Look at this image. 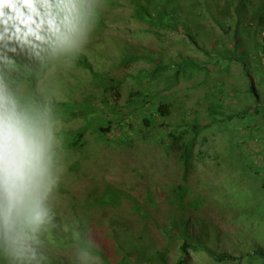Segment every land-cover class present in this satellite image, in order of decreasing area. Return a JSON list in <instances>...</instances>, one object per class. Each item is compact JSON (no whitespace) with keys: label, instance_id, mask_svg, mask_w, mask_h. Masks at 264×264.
Segmentation results:
<instances>
[{"label":"rangeland","instance_id":"rangeland-1","mask_svg":"<svg viewBox=\"0 0 264 264\" xmlns=\"http://www.w3.org/2000/svg\"><path fill=\"white\" fill-rule=\"evenodd\" d=\"M192 1L179 0L177 15L198 31L196 34L192 30L197 43L209 51L220 49L224 43L230 47L229 34L213 20L215 11L197 7ZM106 3L102 21L97 22L80 52L88 63L87 68L70 59L47 70L44 79L47 78L48 85L51 80L54 98L79 100L78 105L89 103L87 95L99 93L91 80V70L122 80L116 104L124 113L128 112L124 104L129 93L139 88L144 94L146 90L154 96L153 100L164 96L171 112L148 130L131 114L132 136L123 132V136L118 134L119 140L100 141L85 129L81 150L71 152L61 146L63 186L60 185L59 191L58 185L53 197L58 222L72 228L77 220H87L109 262L119 258L125 262L130 254L131 264L146 263L149 259L140 247L147 255L153 249L161 252L167 264L174 262L179 256L175 246L179 240L171 235V240L176 242L172 244L164 233L167 237L171 234L169 228L174 218L180 231L187 229L191 236H201L207 246L239 257L235 262L215 263L205 252L189 250L187 264H264L260 258L242 257L254 248L264 251V107H258V114L251 112L243 119L227 117L253 100L242 91L246 80L242 78L240 65L233 64L221 71L212 68L207 75L180 77L168 89L159 77L138 84L132 76L139 77L142 70L151 71L158 63L178 61L181 57L200 61L208 58L190 42L181 24L176 29L160 28L156 34L145 22L134 18L135 6L131 0H106ZM223 24L230 22L224 20ZM130 56L134 59L121 63ZM44 79L39 85H45ZM220 83L228 87L227 92L216 89L211 96L208 91ZM257 89L264 94L263 88L257 86ZM214 101L222 105V110L218 109L221 114L210 122L207 106ZM194 119L201 125L208 120L210 123L191 139L186 158L179 157V150L165 137L164 128L182 121L184 125L190 124ZM84 124L82 116H74L58 119L57 126L58 130H74ZM186 136L187 141L192 137ZM74 162L78 166L73 168ZM106 184L123 193L119 204L102 194L99 200L82 205L85 200L92 201L90 196L103 190ZM180 194L183 202L177 200ZM84 206L89 208L77 215ZM175 232L179 233L177 228ZM58 233L65 239L71 235ZM60 247L51 251L70 258L71 246Z\"/></svg>","mask_w":264,"mask_h":264},{"label":"clouds","instance_id":"clouds-1","mask_svg":"<svg viewBox=\"0 0 264 264\" xmlns=\"http://www.w3.org/2000/svg\"><path fill=\"white\" fill-rule=\"evenodd\" d=\"M106 0H0V261L52 264L50 237L70 232L67 264H103L88 221L58 223L53 203L63 168L49 67L74 59L95 30Z\"/></svg>","mask_w":264,"mask_h":264},{"label":"trees","instance_id":"trees-1","mask_svg":"<svg viewBox=\"0 0 264 264\" xmlns=\"http://www.w3.org/2000/svg\"><path fill=\"white\" fill-rule=\"evenodd\" d=\"M131 1L135 6L133 11L134 18L150 26V31L158 34V29L160 28L176 29L177 26L181 24L184 34L188 37L190 42L208 58L206 61H200L192 57H181L178 61L169 60L166 63H158L151 71L145 69L140 73L142 74L141 76H132L137 80L136 82L138 84H141L142 80L151 81L162 78L160 82L164 84L165 89H168L176 83L180 77L191 78L194 74L207 75L212 68L221 71L233 64H239L243 76L242 78L246 80V82L244 81V84H242V91H244L248 97L253 98V100H251V102H246L245 106L242 107L239 112L229 114L227 117L243 119L248 117L251 112H253L252 115L259 113L258 107H264V101H262L264 94L257 89V86L264 89V0H193L194 2L192 1L191 4H195L197 7L203 6V9L207 8L208 11L214 10L216 13L215 17H213V20L216 22L215 24H217L224 33L229 34L228 41L231 43L230 47L224 43L220 49H212L210 51L197 43L193 35L194 32L198 34V31L191 29V26L188 24L189 21H182L179 19L177 15V11L179 10L177 3L179 0H164L162 3H158L157 0ZM102 14L103 13L100 12L98 22L102 21ZM224 20L229 21L230 25H224ZM132 59H134L132 56L125 57L122 59L121 63H128ZM74 61L78 65L84 67L88 66L85 58L80 53L74 58ZM150 61H154V58H151ZM49 67L40 73L39 78H34L32 80L27 91L31 92L39 86L38 82L45 78ZM165 71H172V74H164ZM90 72L91 80L99 93H90L87 95V98L91 100L89 103L86 102L83 105H78L79 100H58L54 98V107L58 119L82 116L85 120L84 126H80L77 129L58 130L57 135L62 138V149L71 152L81 150L86 139L84 138L85 129H88L90 133L100 141L119 140L121 137H118V134L122 135L123 132L132 136L134 134V127L133 121L130 118L131 114H135V120L142 123L146 130H148V127L155 126L160 118L170 114V103L165 100L166 98L164 96H161L163 98L161 100H153L154 96L149 95L146 90L144 94V90L141 88L129 93L128 99L124 104V106H127L126 109L128 112L124 113V110L116 104V101L120 97L119 85L122 83V80L109 74L91 70ZM46 80L47 78L44 79V82ZM59 80L62 81L61 78ZM48 82H50L49 85L46 82L45 85L52 89L51 80L49 79ZM227 88L228 87L224 86L223 83H220L213 86L212 90L210 89L208 92L211 96H214L216 89L227 92ZM142 94L144 95L142 96ZM111 96L114 98L112 99ZM149 96L151 97L149 98ZM86 108H88V110ZM218 109L222 110V105H219L216 101L208 104L207 114L208 118H211L210 122L215 121V119L218 118L217 115L221 114L218 112ZM195 120L196 119L190 124L184 125L183 123L185 122L182 121L181 124L180 122L173 124L171 128H164L165 137L170 140L175 149L179 150V157L186 158L190 150L191 139L195 138L198 132L210 123L208 120L206 124L201 125ZM187 134L192 136L188 141L185 139ZM71 166L74 168L77 167L78 164L74 162ZM60 185L61 187L63 186L59 183V191L62 190ZM102 194L110 196V201L116 204H119L118 199L123 195L120 190H117L110 184H106L103 190L96 191V194L90 196L92 201L86 202L85 200L82 205H88L89 203L99 200ZM92 196H96L95 199H93ZM182 198L183 195L180 194L177 200L180 202ZM177 205L181 207L178 202ZM134 206L137 207L136 204ZM84 207L76 214H83L85 209L89 208V206ZM175 228L179 231L178 234H176ZM178 228L179 224L177 226V221L173 218L169 228L171 234L167 237L168 234L164 231L166 238L172 244L176 243L175 239L179 240V243L177 242V244H175V246H178L179 256L171 264H187V253L189 250L203 251L215 263L235 262L238 260L239 257L234 256L228 251H217L207 246L201 236L193 237L187 229L180 231ZM164 230H166V227ZM171 235L177 238L171 240ZM67 245H72L70 234L66 239L58 232H54L52 237H50V251L53 247L61 246L65 248ZM140 248L142 249V253L149 259L148 262H146L147 264L150 262L152 264H167L161 252L159 253L157 250L155 251L153 249L149 256L142 247ZM52 254V264H67L69 258H67L66 255L60 254L57 256L53 252ZM98 254L101 256L103 264H131L130 262L132 261L131 257H129L131 256L130 254L125 262L123 259L120 260V258L114 262H109L104 257L102 251ZM156 254H159V256L157 255V257H154ZM243 255L249 258L255 257L264 260V251L261 248H254L250 253L246 252L242 254V257ZM0 264H3V262L0 261Z\"/></svg>","mask_w":264,"mask_h":264}]
</instances>
